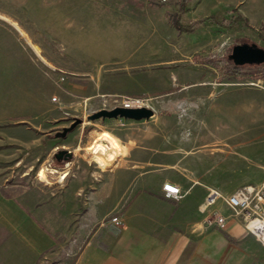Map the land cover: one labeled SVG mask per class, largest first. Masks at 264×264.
I'll list each match as a JSON object with an SVG mask.
<instances>
[{
	"label": "rangeland",
	"instance_id": "1",
	"mask_svg": "<svg viewBox=\"0 0 264 264\" xmlns=\"http://www.w3.org/2000/svg\"><path fill=\"white\" fill-rule=\"evenodd\" d=\"M239 1L190 0L180 14L181 0H0V180L98 183L100 170L122 161L127 141L139 146L145 135L179 129L193 141L212 140L189 152L201 154L205 180L231 182L215 190L261 184L264 64L234 73L228 55L242 43L264 49L257 43L264 30L207 21L178 33L173 23L179 14L184 26L211 16L228 22L239 16ZM125 98L144 99L151 121L87 119ZM97 144L104 154L93 152ZM59 150L72 157L55 159ZM83 243L66 240L57 263L73 264Z\"/></svg>",
	"mask_w": 264,
	"mask_h": 264
},
{
	"label": "crops",
	"instance_id": "2",
	"mask_svg": "<svg viewBox=\"0 0 264 264\" xmlns=\"http://www.w3.org/2000/svg\"><path fill=\"white\" fill-rule=\"evenodd\" d=\"M239 5L248 26L264 30V0ZM211 141H193L179 129L145 135L139 146L127 141L122 161L100 170L102 180L93 184L24 187L1 179L0 264H58L73 235L84 240L73 264H264V246L242 218L230 217L222 201L202 207L208 190L231 184L205 180L203 158L189 152L193 143ZM166 184L183 198H166ZM215 213L226 218L223 227L208 225Z\"/></svg>",
	"mask_w": 264,
	"mask_h": 264
},
{
	"label": "built area",
	"instance_id": "3",
	"mask_svg": "<svg viewBox=\"0 0 264 264\" xmlns=\"http://www.w3.org/2000/svg\"><path fill=\"white\" fill-rule=\"evenodd\" d=\"M120 107L126 109L147 108L145 100L141 98H125L122 100ZM163 194L166 198L179 201L183 194L177 186L166 184L162 187ZM217 201H222L229 212L230 217L242 218L246 230L264 246V181L259 185H243L238 187L234 192L224 195L218 190H208L203 209L207 210L213 207ZM111 222L118 225V218H112ZM226 218L215 213L208 225L223 227Z\"/></svg>",
	"mask_w": 264,
	"mask_h": 264
},
{
	"label": "water",
	"instance_id": "4",
	"mask_svg": "<svg viewBox=\"0 0 264 264\" xmlns=\"http://www.w3.org/2000/svg\"><path fill=\"white\" fill-rule=\"evenodd\" d=\"M228 59L233 63L234 66H258L264 64V49L259 47L255 43H242L233 46L231 53L228 55ZM154 115L153 111L149 108H137V109H126L122 107H115L111 110L101 109L87 119L89 121L95 120H131V121H142L149 120ZM81 123V120H76L68 128H64L59 137H65V135L72 131L77 125ZM55 159H70L72 157L71 152L66 150H59L54 154Z\"/></svg>",
	"mask_w": 264,
	"mask_h": 264
},
{
	"label": "trees",
	"instance_id": "5",
	"mask_svg": "<svg viewBox=\"0 0 264 264\" xmlns=\"http://www.w3.org/2000/svg\"><path fill=\"white\" fill-rule=\"evenodd\" d=\"M190 0H181V6H180V14H184L186 12V4L189 2ZM180 14L177 15L178 17L175 18L174 23V27L176 28L178 33H182V32H191L193 30H195L197 27H199L201 24L207 22V21H211L214 24H217L225 29H231L234 25L238 24V23H242L247 29L249 30H253L250 26H248L247 24V20L245 18H242L240 15L237 16L236 18H232L230 19L228 22H224V21H217L214 17H205L202 18L200 20H197L195 22H193L192 24L188 25V26H184L181 24L180 22ZM264 39V37H262ZM237 70L239 71V67L234 66L233 64L230 67V71L234 72V73H238Z\"/></svg>",
	"mask_w": 264,
	"mask_h": 264
},
{
	"label": "bare ground",
	"instance_id": "6",
	"mask_svg": "<svg viewBox=\"0 0 264 264\" xmlns=\"http://www.w3.org/2000/svg\"><path fill=\"white\" fill-rule=\"evenodd\" d=\"M101 139V138H100ZM103 140V139H102ZM105 145H103V144H97V145H95L94 146V153H101V154H104L105 153ZM102 159V158H101ZM40 175V174H39ZM40 176H42V175H40ZM66 177V173H64V174H62L61 175V178H65Z\"/></svg>",
	"mask_w": 264,
	"mask_h": 264
}]
</instances>
